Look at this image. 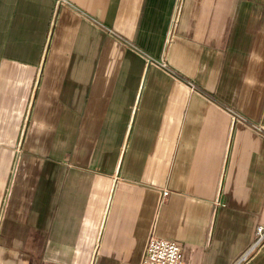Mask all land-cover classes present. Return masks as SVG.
Here are the masks:
<instances>
[{"label": "crops", "instance_id": "0c3cea01", "mask_svg": "<svg viewBox=\"0 0 264 264\" xmlns=\"http://www.w3.org/2000/svg\"><path fill=\"white\" fill-rule=\"evenodd\" d=\"M258 226L264 0H0V264H264Z\"/></svg>", "mask_w": 264, "mask_h": 264}, {"label": "built area", "instance_id": "2783aa9c", "mask_svg": "<svg viewBox=\"0 0 264 264\" xmlns=\"http://www.w3.org/2000/svg\"><path fill=\"white\" fill-rule=\"evenodd\" d=\"M256 236L255 248L264 243L263 226H258ZM182 257L183 251L179 242L151 236L148 240L143 264H183Z\"/></svg>", "mask_w": 264, "mask_h": 264}]
</instances>
